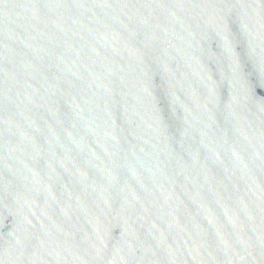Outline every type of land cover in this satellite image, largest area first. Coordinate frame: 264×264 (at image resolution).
I'll use <instances>...</instances> for the list:
<instances>
[{"label": "water", "instance_id": "obj_1", "mask_svg": "<svg viewBox=\"0 0 264 264\" xmlns=\"http://www.w3.org/2000/svg\"><path fill=\"white\" fill-rule=\"evenodd\" d=\"M0 264H264V0H0Z\"/></svg>", "mask_w": 264, "mask_h": 264}]
</instances>
